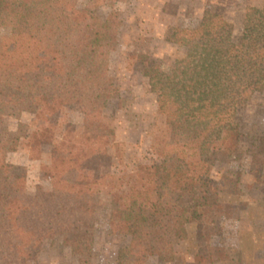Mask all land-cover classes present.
<instances>
[{"label":"trees","instance_id":"1","mask_svg":"<svg viewBox=\"0 0 264 264\" xmlns=\"http://www.w3.org/2000/svg\"><path fill=\"white\" fill-rule=\"evenodd\" d=\"M66 1L0 0V25L11 26L0 37V118L21 121L32 113L34 127L33 132L13 131L0 124V264H30L61 226H72L71 241L93 242L97 227L91 217L100 193L109 197L110 232L129 239L115 264H149L162 251H172L192 226L198 255L205 248L220 261L232 259L214 244L215 229L204 220L221 205H231L240 193L238 178L225 175L214 182L201 165L221 155H241L256 169L264 166V136L251 137L238 123L264 90V2L246 7L237 41L226 33L224 16L209 9L198 25L167 33L169 43L201 55L169 76L156 64L144 68L162 124L152 137L150 162L131 161L129 171L118 175L107 165L109 148L115 147L118 163H123L124 148L106 108L120 89L88 69L87 61L101 45L98 12L105 10L109 20L117 21L119 0H90L51 28L59 39L44 51V78L29 34L47 32L52 14ZM81 73L85 84L76 81ZM80 105L78 125L71 117ZM101 135L104 143L93 145ZM182 138L183 149H174ZM23 139L33 159L45 149L53 152L51 162L41 165L50 183L46 192L29 193L26 169L8 161Z\"/></svg>","mask_w":264,"mask_h":264},{"label":"rangeland","instance_id":"2","mask_svg":"<svg viewBox=\"0 0 264 264\" xmlns=\"http://www.w3.org/2000/svg\"><path fill=\"white\" fill-rule=\"evenodd\" d=\"M89 1L67 0L52 14L47 32L29 34L34 61L43 69L44 78L48 73L44 51L49 42L59 39L51 28H57L70 10L84 6ZM263 2L119 0L116 5L117 21L109 20L105 10L98 12L95 22L97 30L102 31L101 45L89 58L87 66L100 72L120 89L119 96L112 99L106 108V116L115 130L116 140L124 148L123 163H118L113 159L115 147L110 146L107 165L111 166L112 172L122 175L129 171V165L133 164L131 161L148 163L153 158L150 152L152 137L162 124V117L157 112L155 96L150 92L148 80L143 74L144 68L156 64L160 72L169 76L201 55L196 49L169 43L166 40L167 33L175 27L191 28L198 25L204 11L209 9L224 16L227 21L226 33L237 41L242 35L246 7L262 6ZM10 29L9 25H0V37L8 34ZM77 78L79 84H85L82 73ZM82 109L80 105L72 113L71 120L78 125L83 121ZM238 123L240 129L249 136H264V90L256 94L247 109L242 111ZM0 124L13 131L29 128L33 132L34 128L32 113H25L21 121L2 117ZM102 143V135L92 140L95 146ZM173 146L176 150H182L184 139ZM52 154L51 148H48L41 158H31L28 140L23 139L19 149L8 155L10 163L26 169L29 193L50 190V183L41 175V165L51 162ZM201 167L214 182L222 181L225 175L232 180L238 178L240 193L232 199L231 205H221L214 217L204 220L206 225L215 229L214 244L226 248L233 258L220 261L205 248L198 255L191 243L196 232V227L192 226L172 251H162L160 256L151 258L149 264H263L264 166L256 169L241 155H221L208 160ZM177 197L172 192V201H176ZM108 199L105 193L97 196V208L91 217L97 227L93 242L77 244L71 241V225L58 227L55 237L45 242L42 250L32 256L30 264H115L118 251L129 243V239L110 232Z\"/></svg>","mask_w":264,"mask_h":264}]
</instances>
